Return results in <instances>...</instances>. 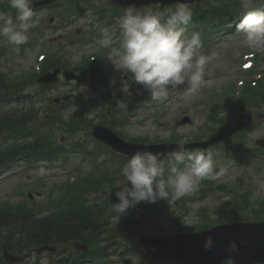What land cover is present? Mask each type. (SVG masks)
<instances>
[{"label": "clouds", "instance_id": "9594fccd", "mask_svg": "<svg viewBox=\"0 0 264 264\" xmlns=\"http://www.w3.org/2000/svg\"><path fill=\"white\" fill-rule=\"evenodd\" d=\"M32 4V0H8L13 11H0V41L17 47L28 43L30 30L41 19ZM240 6L242 18L237 31L242 44L250 53L264 55V9L254 0H240ZM192 17V9L184 3H178L166 15L128 6L117 18L118 34L103 28L97 44L107 50V59L116 70L147 90L151 101L161 103L185 84L186 92L195 94L204 83L206 68L215 53H201L203 41L199 33L185 34ZM175 145L164 158L150 150H137L122 166V180L115 187L119 202L111 204L118 220L141 202L178 201L197 191L201 182L216 181L223 174L210 154L187 149L184 140ZM38 171L42 176L46 174L43 167ZM262 194L264 186L253 193L252 199ZM203 247L213 249L211 235L206 237ZM237 249L236 242L230 241L228 251Z\"/></svg>", "mask_w": 264, "mask_h": 264}, {"label": "rangeland", "instance_id": "374dc122", "mask_svg": "<svg viewBox=\"0 0 264 264\" xmlns=\"http://www.w3.org/2000/svg\"><path fill=\"white\" fill-rule=\"evenodd\" d=\"M99 1L101 3H106V0ZM261 1H263V3H260ZM254 2L257 3V6L259 5L260 8L264 9V0H254ZM39 12L41 19L45 18L43 22H40V28L46 29L48 18L51 15L54 16L57 11L55 9H43ZM155 12L161 11L157 9V11ZM88 16L89 17L87 19H82L74 25H68L70 29H67L68 26H65L64 28L60 26L59 28L62 29H60L59 31L49 30L48 38H55L61 33L70 32L77 27H82L83 29L87 28V31H89L92 27H96L100 30L101 25L98 23V21H96L90 13H88ZM194 30L195 29L185 30V34L190 36L192 33H194ZM234 31L235 30H232L231 32ZM229 33L230 32H228L227 35L223 36V38L219 39L216 44H213V48L215 49L213 53H215L216 56L219 55L218 57L221 60H227L224 53L228 49L226 54H229L227 55L229 61L225 64L221 63L220 68H217L213 71L210 68L211 63L209 64L210 66L208 65V72H212L211 77H213L218 70L225 69V74L227 75V77L226 79H224V81H221L217 84H210L206 86L202 92L197 91L195 94L191 95H189L186 90H181L176 95L167 98L161 103H156L153 101H136L135 98H137L138 96L149 94L142 85L137 83H134L131 86L129 84H125L122 87H118L116 91H113V96L122 93V100L128 98V101L132 102L136 107L132 110L131 113L128 112L127 114L125 111L123 112V114L126 115V119L124 121H121L119 116L116 117V120L121 125V129L124 134L129 138L140 137L150 138L151 140H154L156 138H172L174 134H178L179 137L181 136V138L184 139H190L194 135L198 134L201 130L202 124L207 121L206 113L200 111V107L197 106L198 101L211 97L216 99V94L219 93L218 90H220V92H223L226 84L227 86H229L231 84V81L237 79V75L229 74L228 69L232 65L236 64L235 66H237V64H239V56L243 52L247 51V49L242 44L240 34L232 33L229 36ZM234 35L237 36L232 38V36ZM32 36L33 33L31 34L29 40H31ZM5 45L6 48L4 51L2 49L3 46L0 45V76L10 77L33 70L35 61L37 60L36 57L39 52V48L37 50L30 48L22 49V45L19 47L9 45L7 43H5ZM94 49L95 48L93 46L89 45L87 48H84L82 52L80 51L79 55L82 56L88 53H92ZM258 63V71H263L264 55H262V59L260 57ZM112 66L113 67L110 72H117L116 75H111L112 79L114 80L116 78L115 80H117V77L120 76V72L115 69L114 65ZM124 80L126 81V79ZM70 87L71 86L60 83L54 89L46 91V97L43 102L47 103L49 99L60 97L65 93H69ZM236 87L238 89H242V87H239L238 84H236ZM46 103H43V106H48L49 109L42 111V115L47 114L51 107H55V105H51V103ZM12 106L18 107L17 105ZM12 106H8V108ZM36 106L39 107L40 103L39 105L36 104ZM20 107L21 106H19L18 108ZM74 111L75 109H70L69 113ZM97 111L98 113H102V109H98ZM258 112V115L254 113L253 116L257 122L260 121L261 123L257 128H255V130L254 126H248L247 130L245 131V150L247 148L252 149L253 147H255V141L259 138L264 137V102L260 104ZM186 113L190 114L192 120H194V124L192 126H171L174 124V122H176V120L180 119ZM59 135L60 137H65V134L59 133ZM75 139L76 141L85 142V134L81 132L75 136ZM227 145H229L231 149L234 150L233 142H229V144ZM227 145L222 146L221 149H224ZM220 150L214 152L212 156L215 164H217L218 170H223V174L220 176V178L213 182V185L215 187L222 184H228L230 186L231 184H236L239 179H242L246 183L252 185L257 191L260 190L262 186H264V160L260 161L256 158H249V155L244 163L237 166V163H233L232 159H224L223 161L220 160L221 154H218ZM75 166H79L83 174L88 173L93 169L91 162L89 160H84L80 154H76L75 156H73V160L71 164L67 166V168L44 166L43 164H39L34 167L29 166L25 163L15 165L12 169L7 171L8 173H6L3 178L0 179V205L3 203H18L22 201L28 193H32L34 194V196H37V193L42 194L39 197H35L33 201L38 204H43L46 200H48L46 195H48V192L56 184L65 182L67 178L71 179L69 177L70 174L68 176L67 173ZM41 167L46 169V174L43 176L40 175L38 171ZM81 172H74V174L72 175H81ZM19 187H21L20 191L18 189ZM193 193L200 196V199L191 202L188 206L190 209L189 215L185 217V224L189 226L197 225L199 223L200 220L199 217H197V214L203 209H208L211 215L215 217L214 209L220 206L223 200L230 198L229 194H224L220 191H214L204 194L202 189V191L197 190ZM164 218L166 220L165 223H169L167 214L164 215ZM125 244L133 248L137 244L136 237H128L125 240ZM43 257H47V254ZM44 261H46V259H44ZM32 262L33 258L24 262H20L19 264H32ZM225 264L231 263L225 262Z\"/></svg>", "mask_w": 264, "mask_h": 264}, {"label": "trees", "instance_id": "16d2710c", "mask_svg": "<svg viewBox=\"0 0 264 264\" xmlns=\"http://www.w3.org/2000/svg\"><path fill=\"white\" fill-rule=\"evenodd\" d=\"M20 124L15 120H10L8 125L0 126V132L6 131L8 128L13 130H20ZM78 189L85 191V193L90 192L92 190L99 189V187L91 185V182L88 181L78 184ZM251 193L248 194V197H252ZM264 205V202H261ZM106 206L104 203L102 205L95 204L93 207H88L81 203L78 204H69V209L62 212H55L52 214V220H43L42 224H37L33 228L37 227L36 231L33 235H40V239L38 243H46L50 241H61L64 238H72L79 236L82 231L90 229L92 226L93 228L99 227V221H101L102 213H104V209ZM16 211V212H15ZM25 212L26 209L24 206L18 207V209H9V211H0V224L11 226L12 220L11 215H20V217H25V221H29L28 218L33 219L32 213L20 214L19 212ZM67 212V213H66ZM28 217V218H27ZM35 222L32 223L34 225ZM135 222L129 220L127 222H123L120 224L121 227H124L127 230L134 229ZM105 224V223H104ZM103 226V225H102ZM32 229V228H31Z\"/></svg>", "mask_w": 264, "mask_h": 264}, {"label": "water", "instance_id": "95a60500", "mask_svg": "<svg viewBox=\"0 0 264 264\" xmlns=\"http://www.w3.org/2000/svg\"><path fill=\"white\" fill-rule=\"evenodd\" d=\"M136 3H145V2H152V1H163L164 3H170L172 0H132ZM176 1V0H175ZM96 135H98L100 138L110 142L113 146H115L117 149L121 148L120 143L118 142V139L109 131L105 130L103 131H97ZM242 226H227V227H221L214 231V233H218L216 238L214 239V247L212 250H206L203 247L204 241L206 237L209 235V233H203V234H188V235H178L177 237H172L170 239H164L160 240V252L165 256L163 257L164 260L174 263V264H192L191 261H197L199 264H220L222 259L225 257H231L233 258L234 262L237 264H243L241 260H239V254L238 251L241 250H251L252 243L254 241H248L247 245H244L242 243V240L244 238L238 233V228ZM251 238H248V240ZM193 241V243L191 242ZM196 241V242H194ZM230 241L237 242L238 249L237 251L233 252V254L228 253L227 256H224V246L229 244ZM191 242V244H190ZM173 246L175 251L172 255L167 253V250H169V247ZM263 257V255L260 256V259ZM264 261V258L261 260H257L255 262ZM198 264V263H194Z\"/></svg>", "mask_w": 264, "mask_h": 264}, {"label": "bare ground", "instance_id": "6f19581e", "mask_svg": "<svg viewBox=\"0 0 264 264\" xmlns=\"http://www.w3.org/2000/svg\"><path fill=\"white\" fill-rule=\"evenodd\" d=\"M229 37V36H228Z\"/></svg>", "mask_w": 264, "mask_h": 264}]
</instances>
